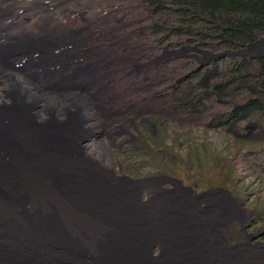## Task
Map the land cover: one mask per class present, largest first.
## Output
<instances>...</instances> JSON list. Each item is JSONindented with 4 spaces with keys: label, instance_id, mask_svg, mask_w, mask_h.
<instances>
[{
    "label": "bare ground",
    "instance_id": "1",
    "mask_svg": "<svg viewBox=\"0 0 264 264\" xmlns=\"http://www.w3.org/2000/svg\"><path fill=\"white\" fill-rule=\"evenodd\" d=\"M7 4L0 5V264H264V246H227L221 228L243 215L234 199L176 187L142 200L160 179L114 174L110 138L86 137L82 125L107 121L81 91L42 89L49 70L36 72L12 46Z\"/></svg>",
    "mask_w": 264,
    "mask_h": 264
},
{
    "label": "rangeland",
    "instance_id": "2",
    "mask_svg": "<svg viewBox=\"0 0 264 264\" xmlns=\"http://www.w3.org/2000/svg\"><path fill=\"white\" fill-rule=\"evenodd\" d=\"M5 2L9 13L2 19L9 41L14 38L12 46L27 55L25 61L35 66L36 72L49 70L42 89L64 94L81 91L107 121L105 127L91 129L97 124L93 119L82 125L89 131L86 137L104 133L110 138L114 151L108 166L115 167L116 176L137 181L160 179L150 187L152 191L141 192L142 200L154 197L159 190L174 192L176 187L198 198L234 199L243 215L232 217L221 228L227 246H264L262 180L243 155L264 146V122L256 114L245 112L235 122V133L228 134L163 115L142 101L129 106L124 96L135 93V82L129 76H141L143 84L149 76L142 75L145 63L127 67L128 58L121 52L128 44L127 37L112 44L105 42L107 34L116 33L117 37L121 32L119 36L124 37L129 24L121 11L109 9L116 5L113 0H0V5ZM100 28L109 29L101 33ZM189 50L174 54L184 56ZM251 51L264 52V41ZM171 55L165 52L155 62ZM209 58L205 52L197 53L199 60ZM117 73L121 76L116 78ZM48 102L44 98L46 105ZM245 123L247 130L241 127ZM100 157L104 159V155ZM157 251L155 247L153 253Z\"/></svg>",
    "mask_w": 264,
    "mask_h": 264
},
{
    "label": "trees",
    "instance_id": "3",
    "mask_svg": "<svg viewBox=\"0 0 264 264\" xmlns=\"http://www.w3.org/2000/svg\"><path fill=\"white\" fill-rule=\"evenodd\" d=\"M113 2L116 5L109 9L121 11L129 24L124 37L121 32L117 37L107 34L105 42L127 37L128 44L121 49L127 67L145 63L142 75L149 76L144 84L141 76H129L135 82V93L124 96L129 106L142 101L163 115L228 134L235 133V122L245 112L264 122V52L251 51L264 41V0ZM185 48L191 49L186 55L174 54ZM165 52L172 55L156 63ZM203 52L209 54L208 60L197 59ZM157 96H162L159 101ZM241 127L249 128L246 123ZM243 155L264 190V146Z\"/></svg>",
    "mask_w": 264,
    "mask_h": 264
},
{
    "label": "water",
    "instance_id": "4",
    "mask_svg": "<svg viewBox=\"0 0 264 264\" xmlns=\"http://www.w3.org/2000/svg\"><path fill=\"white\" fill-rule=\"evenodd\" d=\"M257 43H255L254 45H256ZM178 51H180V50H178ZM242 52H246V50L245 51H242Z\"/></svg>",
    "mask_w": 264,
    "mask_h": 264
}]
</instances>
